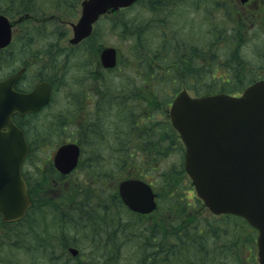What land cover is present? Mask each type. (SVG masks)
I'll return each mask as SVG.
<instances>
[{
  "label": "rangeland",
  "instance_id": "374dc122",
  "mask_svg": "<svg viewBox=\"0 0 264 264\" xmlns=\"http://www.w3.org/2000/svg\"><path fill=\"white\" fill-rule=\"evenodd\" d=\"M0 1H2L1 3L11 2V0ZM12 1L19 3V0ZM80 1L33 0L37 6H32L31 11L15 12L23 14L27 11L33 15L32 19L26 20L28 16H23L22 20H19L20 27L31 26L30 30H22L21 34L41 35L34 38V41L26 43L25 48L20 45L21 50L18 52L10 47V51H5L0 58L1 63L5 62L0 70V75L8 73L10 69L8 62L11 57V70L24 63L29 68L27 79L23 84L28 80L34 84L41 78L55 83L51 103L36 116H29L25 121V126L31 134H29V138L34 147H32L31 155L25 163L26 171H24L33 187L37 180H40L42 187L35 196L36 198L34 197L35 208L30 211L31 213L29 212L27 217L19 223L9 227V236L5 241H3L5 237L0 236V264H7V262L8 264H84L85 262L81 261H86V259L91 260L92 264H102L105 261L104 258L98 261L95 259L98 253L107 254L113 250V240L122 242L123 261L121 264H138V249L135 241L139 236L134 235L130 240H124L123 234L127 233L128 228L125 225L121 226L117 221V218L122 223L131 221L127 212L121 211L116 199V197L119 198L117 191L119 181L130 177L125 173H130L135 169L138 174L134 175L153 186L159 209L166 205L169 200L168 195L177 182L180 183V187L185 188L183 192L189 200H192L191 196L195 195L189 177L181 167L183 152L177 139L178 136L175 132L168 134L162 129V122L164 123L168 119L169 102L175 93V89L171 86L175 79L173 74L168 73L167 70H177V68L176 66L171 68L173 65L165 63L159 65L154 54L167 58L169 61L177 54H184L187 58L193 50H197V56L202 60L211 52L214 55L220 49L235 48L236 41L230 40V36L231 34H241L244 38L241 39L242 41L240 40L241 44L239 47L237 46V52L246 59L248 58L246 67H259V63L263 60L259 58L260 51L264 47L263 0H249L250 5L247 4L249 5L247 10L255 11L257 15L253 17L251 23L246 20L245 26L236 25L232 20L227 19V10L223 8L221 0L154 2L152 7L148 8L149 10L146 7L138 6L128 12L130 16L140 13L142 26L137 30L130 27L129 22L127 24L125 19L121 18V13L95 23L96 34L89 41L92 46L89 50L87 49L88 54L86 51L81 52L78 49H67L70 47L69 38L72 35L70 21H75L78 18ZM245 6L244 8L242 6V9H245ZM1 11L4 12L0 8ZM37 13L42 16L40 17L42 21L38 23L35 21ZM11 14L14 12L11 11ZM110 20H114L113 26ZM254 21L257 22L256 26H254ZM232 25L235 26L233 32L222 34L223 27L225 30ZM253 27L262 29L256 32L255 29H252ZM46 34L49 35L46 36ZM53 34H62V36L59 35L62 37L61 40L50 49V51L59 52L58 54L51 52V54H56L57 58L55 60H53L55 56L49 58L44 64L45 61L40 56L30 57L31 49L40 48V46L54 41ZM227 40L232 42H227ZM105 45L116 48L117 63L113 68L97 67L96 56L99 48ZM17 47L18 45L15 48ZM91 51L94 53L91 54ZM84 58L92 59L93 64L83 61ZM144 60L153 63L152 66L157 77L151 76L152 70L147 68ZM160 61L165 62L162 59ZM211 65L208 64L209 67ZM213 67L215 74L226 77L227 69L221 67L217 60ZM183 75H177L179 77L176 79L177 85H180L178 88L185 87L184 82L181 81L184 78ZM196 79L197 82H193L199 85H204L212 80L210 75L204 73L200 77L197 76ZM156 89H158L157 96L152 95L156 97L155 100H149L147 92ZM188 91L193 95L195 93L192 90ZM151 107L158 108V111L154 112L152 122H150L151 119L145 117L147 113H144ZM143 114H146L144 118ZM144 127L147 129L144 130ZM84 137L87 138V144ZM75 138L80 141L82 147L78 166L72 174L56 181V178L50 176L47 170L48 162L50 160L52 164L51 157L58 145ZM119 144L121 147L123 145V149H119ZM150 146H152V150ZM162 146H167L168 150L157 153L158 148H163ZM145 149L147 151L143 153L142 150ZM90 150L93 154L89 153ZM135 150L141 151L134 167V165H130L132 161L129 160L134 157L129 158V155L130 152H136ZM119 156L125 157L122 167L118 166L120 164L117 162ZM146 158L151 165L144 164L147 163ZM140 163H142L141 167ZM145 165L148 167L143 171ZM164 175L167 176V179L164 183H160V176ZM103 205L104 207L99 208ZM97 207L99 208L97 212H101L103 217L96 215L95 219H86L88 214ZM189 211L197 217V221L200 223L205 218L212 216L205 208L202 210L203 216L192 207ZM81 213L85 216L80 215ZM111 215L116 217L109 222ZM213 219L215 223L213 221L210 223L217 225L218 217ZM225 224L227 223H219L226 227ZM116 225V229L108 230L109 227L112 228ZM95 229L99 230L95 231ZM229 229L232 231L231 226ZM90 232L95 233L96 236H87ZM108 234H113V240L106 241L108 244L105 252L102 241ZM93 239L101 241L98 245L94 242V245L88 241ZM214 244L213 240L209 239L210 249L214 248ZM68 246L78 247L79 260L73 259L74 257L66 248ZM250 252L256 258V244H254L251 234L249 245L243 242L239 247V256L245 264L246 257L250 255ZM210 253L208 258H212L214 255L212 250ZM219 255L222 254L219 253ZM176 259L177 256L175 259L173 256L171 261H161L160 264H178L174 262L177 261Z\"/></svg>",
  "mask_w": 264,
  "mask_h": 264
},
{
  "label": "water",
  "instance_id": "95a60500",
  "mask_svg": "<svg viewBox=\"0 0 264 264\" xmlns=\"http://www.w3.org/2000/svg\"><path fill=\"white\" fill-rule=\"evenodd\" d=\"M134 1L83 0L80 17L71 23L69 41L76 43L89 35L101 13ZM10 38L11 22L0 14V47ZM100 58L103 66H113L115 48H103ZM17 74L0 81V216L5 222L22 218L31 204L21 175L29 147L12 115L35 112L48 102L51 92L46 81L28 92L16 91L13 84ZM169 117L185 145L184 167L198 197L213 213L239 215L257 229V257L264 264V80L248 85L239 96H191L183 89L173 98ZM78 156L76 143H63L53 155L54 166L68 173ZM118 190L134 211L146 213L156 207L150 185L140 179H124ZM70 250L76 253L75 248Z\"/></svg>",
  "mask_w": 264,
  "mask_h": 264
},
{
  "label": "trees",
  "instance_id": "16d2710c",
  "mask_svg": "<svg viewBox=\"0 0 264 264\" xmlns=\"http://www.w3.org/2000/svg\"><path fill=\"white\" fill-rule=\"evenodd\" d=\"M164 1L167 3L170 2V0H137L131 6L120 9L119 11L115 13L106 15L105 17H102L101 20L104 21V19L111 18L114 15L121 13V18L125 19V22L127 24L129 22L130 27H133V29L137 30L140 26H142L141 25L142 19L140 17V13H135L132 16H130V13L128 14V12L133 11V9H135L138 6L146 7L148 9L152 7L150 5H152L154 2L163 3ZM1 2L2 1H0V3ZM221 3L223 5V8L227 10L226 11L227 19L232 20V22L236 23V25L245 26L246 20L249 23H251V20L253 19V17L257 15L255 11L247 10L248 8L247 6L250 5L249 3H248L249 5L246 4L245 9H242V6L244 8V5H241L238 0H221ZM32 6L33 7L37 6L36 3L33 2V0H19L18 4L11 0V2L8 1L7 3L4 2L0 4L1 10H4V12H6L9 15H11V11L12 13L14 12V14L15 12L19 13L22 10L31 11L30 9ZM37 14L40 16L39 13ZM38 15L36 16L39 17ZM256 21L258 20L256 19ZM256 21H254L255 26L257 23ZM110 23L113 26L114 20H110ZM30 27H27L26 25H24L21 31L22 30L28 31ZM223 28L221 29L222 34L231 33L233 32L232 29H234L235 26L232 25L231 27L225 30ZM252 29H255L257 32L261 30L262 28L253 27ZM94 34H96L95 28L93 29L92 34L86 39H84L80 44L76 46H70L67 49L69 50L78 49V50H81V52L86 51L87 53L88 52L87 49L89 50V48L92 46L91 42L89 41L92 40V38L94 37ZM40 35L41 34H21V32L20 34H15L13 43L11 45V49L16 47V45H18L19 50H21L20 45H22L23 48H25L26 43L34 41V38H37V36H40ZM47 35L49 34H46V36ZM53 35H54L53 37L54 42L53 41L48 42L47 44L40 46V48L38 47L35 49H31L30 52L32 54L30 53V57H32L33 55L34 56L38 55L41 57L43 61H45L43 62L44 64L46 63V61H48L49 58H52L54 56L55 57L53 58V60H55L57 58L56 54H58L59 52L50 51V49L59 40H61L62 34H53ZM243 38L244 37L241 36V34H231L230 40L236 41L235 48L229 49V47H227L223 50L220 49L214 55L210 51L211 54L202 60H200L199 57L197 56V50H193V52L187 58L184 56V54L183 55L177 54V56L172 57L169 61H167V58H163L161 56L163 58L162 59L158 55L154 54L155 60H157L159 65H162L165 63V64H169L170 66L173 65V67L171 68H175L174 66H176L177 70L176 69L167 70L168 73L173 74V77L175 79V82L171 84V86L175 89V92L179 89L178 87L180 86L179 84L177 85L176 79H179L177 75L184 74L183 75L184 78L181 81L184 82L185 88H187L188 90H192L193 92H195L194 94L196 95L208 94V93H213L216 91L238 94L247 84L251 83L254 80L264 78V47L260 51L259 58L260 60L261 59L263 60L261 63H259V67L257 66L254 68L252 67L248 68L246 67L248 58L246 59V57L240 55L237 52L239 44H241L240 40L241 39L243 40ZM227 42H232V41L227 40ZM5 51H8V48ZM51 52H54L56 54H51ZM93 53L94 52L91 51V54ZM2 56H3V52H0V58ZM161 59L165 62H162V61L159 62V60ZM216 60L218 64L221 65V67H225L227 69L228 73L226 74V77H223L222 75H217L213 71L214 70L213 64L215 63ZM83 61L93 64L92 59L89 60L88 58H84ZM145 62H146L147 68L152 70L151 76L157 77V75H155L156 73L154 72L155 69L152 66L153 63L148 60H145ZM96 64H97V67H99L97 56H96ZM208 64H212V65L209 67ZM4 65H5V62L4 63L0 62V70H2ZM203 73L210 75L212 80L210 82H206L204 85H199L198 83L195 84L193 81L197 82V79H196L197 76L200 77ZM54 88H55V83H54ZM145 91H146V88H145ZM157 91L158 89L152 92H147L148 93L147 95H149L148 97H150L149 100H153V101L155 100L156 98L155 96H157ZM134 93L138 94L137 92H134ZM152 95H155V96H152ZM155 111H158L157 107H151L148 111H144V113H147V116H145L146 114H143V118L145 116L146 118L151 119L150 122H152ZM36 115L37 114H32L30 115V117H34ZM162 126H163L162 129H164L166 133L168 134L174 133V130L172 129L168 119L164 123L162 122ZM25 129H26L27 135L29 136V133H30L29 129L26 127ZM146 129L147 128L144 127V130ZM84 139H85V143L87 144V138L84 137ZM32 147L33 145L31 144V148ZM119 147H120L119 149H123L122 148L123 145L121 147V144H119ZM150 147L152 150V146ZM162 147L163 148H160V147L158 148L157 153L166 152L168 150L167 146H162ZM91 151L92 150H90L89 153L93 154V152ZM140 151L141 150L136 151V152H130L129 158L134 157L133 159L128 158L129 160L132 161V164L130 165L132 166L134 165L135 167V162L137 161V158L139 156L138 154H140ZM146 151L147 149H145L144 151L142 150L143 153ZM152 153L153 152H151V154ZM145 156H147V154H145ZM118 159L119 160H117V162L120 163L118 166L122 167L125 163V157L119 156ZM145 161L147 162V158ZM144 164L151 165L148 162ZM141 165L142 163H140V167ZM147 167L148 166L145 165L143 167V171H145ZM181 167L183 169L182 161H181ZM151 169L152 167L150 166V170ZM47 170L50 176H52L53 178H56V181L62 180L63 176L53 168L51 161L48 162ZM125 174H128L129 176H137L134 174H138V171L133 169L130 173H125ZM166 179H167L166 175L160 176V183L162 182L164 183ZM64 184L66 183L64 182ZM179 185L180 183L177 182V184L174 186V189L168 195L169 200L167 201L166 205L163 206L162 209L157 208L154 212L147 214V215L136 214V213L129 211L122 204L121 200L115 196L116 199L118 200L117 204L120 205L121 211L123 212L126 211L127 214L129 215V219L131 220V221H128L127 223H122L117 218V221L121 226L125 225L128 228L127 233L123 234L124 235L123 239L130 240L134 235L139 236L137 238L138 240L135 241V244L137 243L136 248L138 249L137 251L138 264L140 263L141 264H160V260L161 261H166V260L171 261V258L173 256L174 257L177 256L176 260L178 264H245L243 259L240 258L239 256V247H240V244H243V242L249 245L250 234L252 235V240H254V244H255L256 231L250 225H248L247 222L243 218L235 216V215H231V214H222L219 216L212 215L210 217L212 219L205 218V220L202 223L198 222L197 217L193 215L189 211V209L192 207L194 208V210L197 211V213L203 216L202 210L204 209V207L202 205V202L195 196H191L192 200H189L187 196L185 195V193L183 192L185 188L180 187ZM41 187L42 185L40 184V180H37L35 186L33 188L31 187V194L34 196H37ZM34 205H35V200H34V204L31 210L35 208ZM101 207H104V205ZM99 208L97 207L98 210ZM97 209L92 210L90 214H88L89 216H87L86 219H91V218L95 219L96 215H98V217H101V216L103 217L101 212H97L98 211ZM79 212H82V211H79ZM80 215L85 216L83 213H81ZM115 217L116 216L111 215V217H109V222L111 219H114ZM215 217H218L219 222L217 223V225H212L210 221L214 222L213 218ZM19 222L12 223V224L4 223L0 219V236L2 238L5 237L3 238V241H5L6 238L9 236L8 235L9 227L11 228V225L17 224ZM219 223H227V224H225L226 227H224L222 225H219ZM84 225H86V223H84ZM229 226L232 227V231H230ZM113 228L116 229L117 225L112 228L109 227L108 230L111 231ZM98 230L99 229H95V231H98ZM89 235H91L92 237L96 236L95 233H91V232L87 234V236ZM209 239H212L213 242L215 243L213 246L214 247L213 249H210L209 247ZM109 240H113V234H108L105 240L102 241L105 252L107 251V244H108V242L106 241H109ZM88 241H90L91 244L92 243L94 244L95 242V244L98 245L99 241L101 240L93 239V240H88ZM113 242H114L113 250H111L110 252H107V254L98 253L97 258L95 259L96 261L104 258L105 261L102 264H121V262L123 261L122 242L115 241V240H113ZM237 248H238V251H236ZM211 250H212V253H213V250L215 251L213 253L214 255H212V258H208V256L211 254L210 253ZM219 253H221L222 255H219ZM249 254L250 255L246 257V264H258L256 258L252 256L253 253L250 252ZM78 256L79 254L73 259L79 260ZM81 262H85L84 264H92L91 260L88 261V259H86V261H81Z\"/></svg>",
  "mask_w": 264,
  "mask_h": 264
},
{
  "label": "flooded vegetation",
  "instance_id": "af4514ba",
  "mask_svg": "<svg viewBox=\"0 0 264 264\" xmlns=\"http://www.w3.org/2000/svg\"><path fill=\"white\" fill-rule=\"evenodd\" d=\"M24 13H25V12H24ZM26 13H28V15H29V12L26 11ZM15 14H16V15H15ZM15 14H14V15H15L16 17H14V15H13V17L11 16V21L14 22V26H13L12 34H20L22 27H20V24H19L18 21H19V20H22V17L25 16V15H23V14L21 15V14H17V13H15ZM11 15H12V14H11ZM28 15H27V16H28ZM28 17H30V16H28ZM28 17H27L26 19H28ZM29 19H32V17H30ZM39 21H42V20H39ZM6 49H7V48H2V49H0V52H3V53H4ZM14 50H15L16 52L20 51L18 47H17V48L14 47ZM8 51H10V48H8ZM8 64H9V68H10V69L8 70V73H6V74H4V75H0V79L6 77L7 75L14 74L15 72H18V71L21 70V72H20V74H19V77H18L17 81H16L15 84H14V89H16V90H18V91H28V90H30V89L34 86V84L37 82V81H36L34 84H32L31 82H29L30 80H28V81H26V83L23 84V82L27 79V76H26V75H27V70H29L28 66H27L25 63L11 70V57H10V58H9V62H8ZM40 80H44V78H43V79L41 78ZM38 81H39V80H38ZM49 81H50V80H49ZM13 117L16 118L18 125H19L20 127H22L23 130L25 131V126H24L25 123H24V122L27 121L26 118L29 117L28 114H24V115H18V114H15V115H13ZM3 130H5V129H3ZM24 134H25V132H24ZM25 138H26V140L28 141L26 134H25ZM28 143H29V141H28ZM28 156H29V155H28ZM28 156L25 157V159H24V163H23V166H25V162L27 161ZM23 166H22V174H23V177H24V179H25V181H26V183H27L28 190H29V189L31 188V183H29V181H28V176L26 175L27 177H25V175H24V173H23V171H24V167H23ZM26 178H27V179H26Z\"/></svg>",
  "mask_w": 264,
  "mask_h": 264
},
{
  "label": "bare ground",
  "instance_id": "6f19581e",
  "mask_svg": "<svg viewBox=\"0 0 264 264\" xmlns=\"http://www.w3.org/2000/svg\"><path fill=\"white\" fill-rule=\"evenodd\" d=\"M206 1V0H205ZM209 1V0H208ZM146 3V2H145ZM214 3V2H213ZM212 3V4H213ZM55 5V4H54ZM163 5V4H162ZM151 6V5H150ZM216 6V5H215ZM212 10V9H211ZM153 13V12H152ZM164 14V13H163ZM182 14V13H181ZM180 14V15H181ZM38 15V14H37ZM223 15V14H222ZM39 16V15H38ZM36 17V16H35ZM42 17V16H41ZM45 17V16H44ZM43 17V18H44ZM49 17V16H48ZM53 17V16H52ZM183 17V16H182ZM45 19V18H44ZM53 19V18H52ZM211 19V18H210ZM163 20V19H162ZM57 21V20H56ZM175 24V23H174ZM177 24V23H176ZM219 24V23H218ZM202 25H204V24H202ZM150 26V25H149ZM152 26V25H151ZM255 26V25H254ZM192 27V26H191ZM217 29V28H216ZM30 30V29H29ZM233 30V29H232ZM174 32V31H173ZM228 32V31H227ZM25 34V33H24ZM54 42V41H53ZM202 43V42H201ZM50 44V43H49ZM48 49V48H47ZM178 50V49H177ZM37 52V51H36ZM87 53H89V52H87ZM36 56V55H35ZM160 57V56H159ZM137 58V57H136ZM150 58V57H149ZM163 59V58H162ZM165 60V59H164ZM145 61V60H144ZM117 69V68H116ZM72 71V70H71ZM135 73V72H134ZM182 75V74H181ZM106 76V75H105ZM92 77V76H91ZM99 77V76H98ZM72 78V77H71ZM29 79V78H28ZM115 80V79H114ZM30 82V81H29ZM54 84V83H53ZM133 85V84H132ZM116 96V95H115ZM76 100V99H75ZM51 103V102H50ZM54 103V102H53ZM114 103V102H113ZM121 103V102H120ZM103 104V103H102ZM109 104V103H108ZM116 105V104H115ZM68 108V107H67ZM124 109H126V108H124ZM138 109V108H137ZM107 110V109H106ZM66 111V110H65ZM116 111V110H115ZM128 112V111H127ZM49 113V112H48ZM116 114V113H115ZM108 115V114H107ZM121 116V115H120ZM115 117V116H114ZM108 119V118H107ZM129 119V118H128ZM95 120V119H94ZM126 121V120H125ZM124 122V121H123ZM104 123V122H103ZM28 124V123H27ZM46 124V123H45ZM66 124V123H65ZM47 128V127H46ZM51 128V127H50ZM105 128V127H104ZM132 129V128H131ZM49 130V129H48ZM124 130H126V129H124ZM105 131V130H104ZM107 131V130H106ZM112 131V130H111ZM30 134V133H29ZM39 134V133H38ZM31 135V134H30ZM85 135V134H84ZM121 135V134H120ZM37 136V135H36ZM55 136V135H54ZM34 137V136H33ZM45 140V139H44ZM39 141V140H38ZM43 141V140H42ZM28 142V141H27ZM44 142V141H43ZM42 142V143H43ZM32 144V143H31ZM33 145V144H32ZM34 147V146H33ZM135 147V146H134ZM123 148V147H122ZM38 149V148H37ZM118 149V148H117ZM33 150V149H32ZM31 150V151H32ZM136 151V150H135ZM35 153V152H34ZM34 156V155H33ZM32 156V157H33ZM116 160V159H115ZM50 161V160H49ZM53 166V165H52ZM26 171V170H25ZM109 172V171H108ZM72 174V173H71ZM28 176V175H27ZM74 177V176H73ZM72 177V178H73ZM155 178V177H154ZM32 180V179H31ZM76 182V181H75ZM85 183V182H84ZM86 185V184H85ZM42 197V196H41ZM36 198V197H35ZM89 200V199H88ZM38 202V201H37ZM97 203V202H96ZM87 206H88V204H87ZM37 207V206H36ZM63 207V206H62ZM61 207V208H62ZM100 208H101V206H100ZM39 209V208H38ZM52 210V209H51ZM98 210V209H97ZM79 211V210H78ZM99 211V210H98ZM31 213V212H30ZM59 213V212H58ZM88 213V212H87ZM61 214V213H60ZM51 215V214H50ZM49 215V216H50ZM67 216V215H66ZM121 216V215H120ZM131 216V215H130ZM33 217V216H32ZM55 217V216H54ZM122 218V217H121ZM55 219V218H54ZM124 219V218H123ZM50 220V219H49ZM59 220V219H58ZM70 220V219H69ZM53 221V220H52ZM61 223V222H60ZM139 223V222H138ZM37 224V223H36ZM34 225V224H33ZM43 225V224H42ZM49 225V224H48ZM54 225V224H53ZM40 226V225H39ZM183 227V226H182ZM181 227V228H182ZM188 228V227H187ZM189 229V228H188ZM193 229V228H192ZM118 230V229H117ZM29 231V230H28ZM43 231V230H42ZM184 232V231H183ZM41 233V232H40ZM43 233V232H42ZM58 235V234H57ZM98 235V234H97ZM162 236V235H161ZM172 236V235H171ZM29 237V236H28ZM37 237V236H36ZM33 238V237H32ZM188 238V237H187ZM111 239V238H110ZM43 240V239H42ZM41 240V241H42ZM96 240V239H95ZM37 241V240H36ZM52 241V240H51ZM30 242V241H29ZM34 242V241H33ZM86 242V241H85ZM186 242V241H185ZM26 243V242H25ZM159 243V242H158ZM183 243V242H182ZM187 243V242H186ZM28 244V243H27ZM45 244V243H44ZM57 244V243H56ZM204 244V243H203ZM1 245V244H0ZM26 245V244H25ZM205 245V244H204ZM23 246V245H22ZM164 246V245H163ZM176 246V245H175ZM182 246V245H181ZM180 246V247H181ZM187 246H189V245H187ZM13 247V246H12ZM145 247V246H144ZM21 248V247H20ZM23 248V247H22ZM52 248V247H51ZM67 248V247H66ZM78 248V247H77ZM165 248V247H164ZM193 248V247H192ZM197 248V247H196ZM28 250V249H27ZM95 250V249H94ZM182 250H184V249H182ZM186 250V249H185ZM196 250V249H195ZM116 251V250H115ZM143 251V250H142ZM148 251V250H147ZM192 251V250H191ZM23 252V251H22ZM26 252V251H25ZM36 252V251H35ZM155 252V251H154ZM189 252V251H188ZM196 252V251H195ZM1 253V252H0ZM43 253V252H42ZM143 253V252H142ZM48 254V253H47ZM95 254V253H94ZM147 254V253H146ZM66 255V254H65ZM104 255V254H103ZM189 255V254H188ZM94 256V255H93ZM147 256V255H146ZM27 257V256H26ZM37 257V256H36ZM96 257V256H95ZM157 257V256H156ZM164 257V256H163ZM152 258V257H151ZM189 258V257H188ZM21 259V258H20ZM112 259V258H111ZM144 259V258H143ZM146 259V258H145ZM174 259H175V257H174ZM57 260V259H56ZM153 260V259H152ZM50 261V260H49ZM89 261V260H88ZM145 261V260H144ZM3 262V261H2ZM28 262V261H27ZM147 262V261H146ZM160 262H161V260H160ZM164 262V261H163ZM174 262H177V261H174ZM19 263V262H18ZM24 263H26V262H24ZM39 263H40V261H39ZM154 263V262H153ZM156 263V262H155ZM185 263V262H184ZM7 264H8V262H7ZM141 264V263H140Z\"/></svg>",
  "mask_w": 264,
  "mask_h": 264
}]
</instances>
